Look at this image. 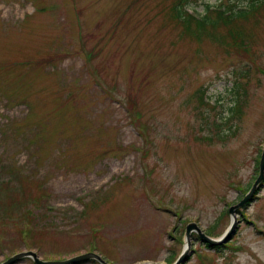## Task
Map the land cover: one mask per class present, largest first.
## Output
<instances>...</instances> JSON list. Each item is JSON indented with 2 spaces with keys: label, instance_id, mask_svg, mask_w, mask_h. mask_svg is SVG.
I'll list each match as a JSON object with an SVG mask.
<instances>
[{
  "label": "rangeland",
  "instance_id": "obj_1",
  "mask_svg": "<svg viewBox=\"0 0 264 264\" xmlns=\"http://www.w3.org/2000/svg\"><path fill=\"white\" fill-rule=\"evenodd\" d=\"M180 1L0 0V263L172 264L189 223L228 229L264 147V0ZM260 186L185 264H264Z\"/></svg>",
  "mask_w": 264,
  "mask_h": 264
},
{
  "label": "water",
  "instance_id": "obj_2",
  "mask_svg": "<svg viewBox=\"0 0 264 264\" xmlns=\"http://www.w3.org/2000/svg\"><path fill=\"white\" fill-rule=\"evenodd\" d=\"M263 180H264V147L262 149L260 161L258 165V176L256 177L253 185L251 186L249 191L244 195V197L239 201L238 204L228 209V214L230 215L231 218V223L228 229L224 232V234L221 237L212 238L206 235L201 230V228H199L197 224L189 223L188 225H186L184 231L182 252L172 264H185L186 262H188L189 257L193 252L191 249L192 239L195 240L197 239L202 245L204 246L207 245L209 246V248L227 244L233 237L235 233V229L237 227L236 224L238 223V221L236 219L237 216L235 215V213H237L243 207L247 206L248 204H250V202L253 201L255 197V193L257 192V189ZM23 259H30L32 261V264H85V263H89L90 261H94L98 264H108L99 255L95 253H85L63 261L48 262V261L40 260L39 257L31 251L13 255L5 262L0 264H15L16 262L21 261Z\"/></svg>",
  "mask_w": 264,
  "mask_h": 264
},
{
  "label": "trees",
  "instance_id": "obj_3",
  "mask_svg": "<svg viewBox=\"0 0 264 264\" xmlns=\"http://www.w3.org/2000/svg\"><path fill=\"white\" fill-rule=\"evenodd\" d=\"M187 2L188 1H186V0H181L179 3H178V5L175 7V10H176V13H177V16L179 17V18H182L183 17V15H184V12L182 11V9H181V7L182 6H186V4H187ZM259 2H260V0H250V3H249V7L250 6H255V4L257 3L258 5H259ZM207 10V9H206ZM215 13H216V16H217V19L218 20H221V21H226L227 19L224 17L225 16V14L227 13V15H229L230 13L228 12V11H223V10H220V11H218V10H215L214 11ZM248 13V10H246V9H239V10H237V11H232V16L234 17H236V18H242V17H245L246 16V14ZM226 15V16H227ZM191 16V15H190ZM190 16H188V15H186V17L185 18H182V19H184V20H197V18H194V17H190ZM141 130H143L142 129V127L140 128ZM139 132H141V131H139ZM139 134H142V133H139ZM262 186V185H261ZM260 186V187H261ZM3 188H8V185H7V183H5V185H4V187ZM5 190V189H4ZM256 199V196L254 197V199L253 200H255ZM7 200H9V201H7L6 203H4L5 205L3 206L4 208L5 207H7V206H19V205H21V204H23V202H24V199H22V200H20V201H18V202H16L15 203V200H13V199H11L10 200V198L8 197L7 198ZM14 203V204H13ZM249 205V204H248ZM247 205V206H248ZM0 208H2V202H0ZM31 217H33V216H31ZM26 216H24L23 218H22V220H24V221H26ZM30 223V224H29ZM29 223H27V227H28V229H23L22 230V235H27V234H29V233H31L32 231H36V229H32L31 228V224H32V221H30ZM25 227H26V224L24 225ZM205 247L206 248H208V249H213V250H215L216 252H220V251H222L223 249H226V245H221V246H217V247H211V248H209V246H207V245H205ZM169 261V260H168ZM94 262V261H93ZM96 263V262H95Z\"/></svg>",
  "mask_w": 264,
  "mask_h": 264
}]
</instances>
